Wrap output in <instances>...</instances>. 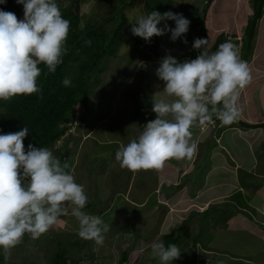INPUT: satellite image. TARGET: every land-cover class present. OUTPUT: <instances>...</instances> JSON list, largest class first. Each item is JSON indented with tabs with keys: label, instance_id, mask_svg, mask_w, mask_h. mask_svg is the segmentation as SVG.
I'll return each instance as SVG.
<instances>
[{
	"label": "rangeland",
	"instance_id": "1",
	"mask_svg": "<svg viewBox=\"0 0 264 264\" xmlns=\"http://www.w3.org/2000/svg\"><path fill=\"white\" fill-rule=\"evenodd\" d=\"M61 2L60 8L69 5V0ZM82 3L81 28L86 23H92L103 28L106 33L112 32L117 29L123 16L127 25L118 40L116 57L108 60V70L100 75V83L93 87L91 97L94 104L90 109L82 106L75 109L77 115L84 116L85 124L77 122L73 125L72 138L66 137L58 142L52 152L57 157L54 151L62 146L72 150L71 157L65 161L74 169L75 181L83 185L88 202H92L91 214L101 216L110 229L104 234L103 246L94 251V241H86L78 236L77 221L69 211L68 215L61 216L58 223L40 238L33 240L26 234L29 243L21 242L11 249L6 264H52V258L59 249V241L64 242L68 249H73L72 256L80 258V264H160L158 259L152 258L150 246L157 240H162L166 245L168 235L181 238V243L176 244L181 252L180 258L172 261V264H195L194 258L199 256L201 246H207L212 239V244L219 247L224 242L222 247H232L230 250L233 251L234 244L229 240H233L234 234L230 230L212 232L220 224L217 218L214 220L217 212L215 207L201 216L196 212L197 206L194 203L190 202L188 205L189 201L185 204L183 202L197 196L194 184L201 175L206 174L204 164L211 163L213 167L216 161L221 160L219 157L213 159V154L221 152L222 157H226L223 165L231 171L230 174H235L232 161H227L228 157L223 149H219L225 144L228 147L227 136L233 135L234 131L224 134L221 143L216 140V136L210 142H207L206 135L203 136L200 140L201 159L198 158L196 163L200 167L194 171L184 170L181 164L194 161L197 154L191 160H169L159 171L141 170L133 173L120 168L115 153L121 144L127 145L131 139L138 137L144 125L156 118L152 111V96L164 87L163 81L155 74L162 58L171 55L179 61L181 50L188 49L186 58L183 57L180 62L195 59L198 50L192 44L197 33L201 38L208 39L207 47L209 49V45L213 46V51L228 40L238 46L240 56L248 62L253 76L252 83L243 89L244 96L238 102L241 112L239 119L242 120L246 115L253 121L264 119V108L260 107L261 89H264V14L258 23L251 52L248 53V50H242V39L243 30L253 14L252 0H82ZM153 10L161 14L168 11L183 14L191 22L188 32H195L193 39L187 38L191 34L186 33L187 35L173 42L171 35L167 39L165 34L154 36L151 43H147L143 38L134 36L131 23L138 16L147 15ZM23 17L24 12L20 19ZM165 23L175 27V21L171 20L162 21L158 27H164ZM215 32L217 38L213 35ZM184 39H190V47L186 48ZM159 95L164 96L162 92ZM208 129V133L220 134L225 129L230 131L231 125H215ZM196 135H192V139L197 142L199 138ZM233 141L237 143L238 139L233 137ZM244 144L241 142V147ZM258 151L257 162L263 167L264 146ZM186 172L188 173L185 174ZM230 174L225 176L229 178ZM241 176L244 174L241 173ZM188 181L191 185H186ZM247 181L257 185V179L254 180L253 177H249ZM198 196L201 198L202 195ZM242 202L245 203L244 199ZM226 203L228 202L223 204ZM136 208L138 213L134 215ZM132 224L136 226L135 233L131 231ZM183 224L185 225L182 226ZM220 227L226 229L225 225ZM79 240L85 244L82 243V247L75 249L77 245L72 243ZM196 241L199 243L195 247ZM249 241L252 247L258 245L255 240ZM239 245L243 248L236 253L248 251L244 248L245 243L241 242ZM216 252L215 259L222 260H211L208 257L197 263L223 264L230 259L217 248ZM124 253H128V261L125 262L122 261Z\"/></svg>",
	"mask_w": 264,
	"mask_h": 264
},
{
	"label": "clouds",
	"instance_id": "2",
	"mask_svg": "<svg viewBox=\"0 0 264 264\" xmlns=\"http://www.w3.org/2000/svg\"><path fill=\"white\" fill-rule=\"evenodd\" d=\"M5 3L7 0H0V4ZM16 3L23 5V19L0 10V101L5 102L41 92L38 78L42 69L38 65H45L47 72L54 74L68 51L70 21L63 17L56 0ZM168 20L175 21V27L167 23L158 27ZM190 23L183 14L153 10L138 16L131 23V32L147 43L165 34L175 42L189 33ZM198 34L192 44L199 53L195 59L180 62L186 49L179 61L171 55L160 61L155 74L164 87L152 96L156 118L144 125L138 137L119 146L115 159L121 169L133 173L159 171L169 160H191L198 150L191 132L196 123L199 140L205 135L209 140L208 128H214L219 121L225 126L235 121L241 125L238 101L240 91L253 80L249 64L231 40L213 51V46L207 47L208 39ZM183 42L190 47V39ZM62 83L69 87L72 81L65 77ZM260 107L264 108V89ZM29 132L25 126L16 132L0 133V249L5 259L26 234L33 240L40 238L69 211L77 221L78 236L94 241L93 250H98L110 226L101 216L84 211L88 196L83 185L75 181L74 169L67 161L62 162L47 147L29 144L25 148ZM257 211L264 215V207H257ZM150 247L152 258L160 264H172L181 255L176 244L166 246L162 240L153 241Z\"/></svg>",
	"mask_w": 264,
	"mask_h": 264
},
{
	"label": "trees",
	"instance_id": "3",
	"mask_svg": "<svg viewBox=\"0 0 264 264\" xmlns=\"http://www.w3.org/2000/svg\"><path fill=\"white\" fill-rule=\"evenodd\" d=\"M60 1L64 0H56L58 5L63 3ZM252 5L253 14L245 27L243 37V51L248 50V53L251 52L258 23L264 14V0H252ZM82 6V0H69L67 7L60 8L63 17L70 21V31L66 41L68 51L54 74L48 73L45 65H38L42 69L38 78V86L42 91L32 95L16 96L7 102L0 101V133L16 132L27 126L30 132L24 140L26 149L32 144L37 148L47 147L52 151L64 138H72L73 125L77 122L82 124L86 122L83 115L76 114L75 109L80 106L91 108L92 103L94 104L91 97L93 87L100 83V75L108 70V60L117 55L118 40L127 25L126 18L123 16L117 29L108 33L92 23L81 28ZM0 10L15 13L18 19L24 12L23 5L17 4L16 0H7V3L0 4ZM87 41L91 43H86ZM65 77L71 79V86L63 85L62 80ZM201 151L200 149L199 154ZM54 153L64 162L71 157L72 150L62 146ZM237 204L243 205L244 202L239 199ZM92 207L90 201L84 210L92 213ZM137 213L138 208L133 214ZM131 231L136 232L135 224L131 225ZM22 243H29L27 235L24 236ZM82 243L79 240L72 244L77 245L76 249L82 247ZM178 243H181V238L179 239L178 236L166 237V246ZM198 243L196 241L195 247ZM58 246L52 264L81 263L80 258L72 256L73 249H68L64 242L59 241ZM122 261H128V253H124ZM0 264H6L2 249H0Z\"/></svg>",
	"mask_w": 264,
	"mask_h": 264
},
{
	"label": "crops",
	"instance_id": "4",
	"mask_svg": "<svg viewBox=\"0 0 264 264\" xmlns=\"http://www.w3.org/2000/svg\"><path fill=\"white\" fill-rule=\"evenodd\" d=\"M213 35L216 37L217 33L215 32ZM192 36L193 34L190 36L187 35V38ZM215 40L216 39L214 38V41ZM185 51L186 49H184L179 56H183ZM243 96L244 92L241 90L239 101ZM244 117L245 118L241 120L243 122L241 125L238 124L239 121H235L231 124L230 131L225 129L220 134L211 132L209 133L210 138L207 140V142H210L216 136V140L221 143L224 134L226 135L229 132L234 131L233 135L230 136L228 134L227 136V145L229 148L225 144V146H220L219 149H223V153L228 157V159H226L227 161H232V168L235 171V174H230L231 171L229 172V169L223 165L226 163V157H222L223 154L221 152L217 155L213 154V159L216 160L217 157H219L223 162L219 159L213 167H211V163L204 164L206 174L201 175L198 178V182L194 184L198 191L197 196L195 199L191 198L192 200H188L187 198L183 202L185 204V202L189 201L188 205H190V202H192L191 204L194 203L193 205L197 206L196 212L200 213L201 216H203L204 213L211 211L212 207H215L217 212L214 215V220L217 218L216 220L218 223L220 222V224H217L216 230L212 229V232L220 233L221 231L230 230L234 235L233 240H229V242L234 244L235 249L231 251L230 248L232 247H222L224 242L220 243L219 245L221 246L218 247L217 245L212 244V239L207 246H201L199 256H195V264L202 258L206 259L209 257L211 260H214L216 256L215 253H217L216 248L223 251L222 254L230 257V259L228 258L226 263L223 264H241L242 262V264H264V215L256 211L257 207H264V166L260 167L257 162V158L259 160L258 149L260 150L264 146V126L254 127L264 125V119L253 121L247 115ZM220 125H222L220 121L219 124L218 122L216 123V126L221 127ZM197 129L198 126L196 123L191 128V132L192 135L197 134L196 136L199 138L200 133H197ZM207 136L208 135H206V137ZM233 137L238 139L237 143H234ZM241 142L245 143L244 147H241ZM197 144V156L194 161L191 160L187 163L183 162V164H181V166L184 167V170L193 169L192 171H194L195 168L200 167V164L196 165L199 158L200 140L197 141ZM206 146L208 147V145ZM226 150H228L229 153ZM221 169L226 170L223 171ZM240 172L243 173L244 176H241ZM187 173L188 172L185 174ZM228 174H230L231 177H226ZM246 176L248 177L245 178ZM249 177H253L254 180L257 179V185L248 182L247 180ZM186 185H191V183L188 181ZM200 194L202 195L201 198L198 196ZM232 196L233 198H231ZM239 199H244L245 203L243 205L237 204ZM224 202H228L226 203L228 206H225L226 204H223ZM250 202L255 203L249 205L248 203ZM230 219H232V222H230ZM221 225H225L226 229L224 230L221 228ZM228 238L229 236L226 237V239ZM250 239L258 242V245H253L252 247V244H250L249 241ZM241 242L245 243L244 248L248 251L236 253L237 250L243 248L239 245ZM215 260L220 261L222 259L217 258Z\"/></svg>",
	"mask_w": 264,
	"mask_h": 264
},
{
	"label": "bare ground",
	"instance_id": "5",
	"mask_svg": "<svg viewBox=\"0 0 264 264\" xmlns=\"http://www.w3.org/2000/svg\"><path fill=\"white\" fill-rule=\"evenodd\" d=\"M221 37V36H220Z\"/></svg>",
	"mask_w": 264,
	"mask_h": 264
}]
</instances>
